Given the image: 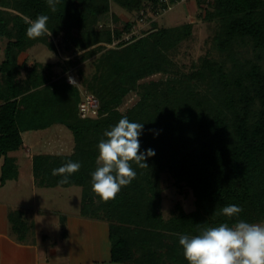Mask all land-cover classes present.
I'll return each mask as SVG.
<instances>
[{"label": "trees", "instance_id": "obj_1", "mask_svg": "<svg viewBox=\"0 0 264 264\" xmlns=\"http://www.w3.org/2000/svg\"><path fill=\"white\" fill-rule=\"evenodd\" d=\"M112 1L128 10L141 2ZM110 4L111 0H0V39L7 40L0 64L1 186L18 179L11 153L23 146L22 133L63 125L73 133L74 153L34 156L36 184L82 189L81 216L112 221L113 263L188 264L178 233L197 234L239 219L264 222V68L234 58L238 42L252 44L264 56V0H212L207 17L219 21L214 43L228 54L232 67L207 58L199 69L170 80L153 76L171 71L170 55L192 36L193 24L159 28L154 22L148 35L107 48L102 45H112L133 25L99 30ZM40 14L49 17L48 30L29 38L26 30ZM39 44L55 53L60 44L64 53L79 54L64 62L65 71L101 54L90 81L82 82L100 101L97 117L81 118L80 90L66 78L56 79L55 65L20 63L21 56ZM26 69L24 86L17 77ZM203 84L214 86L217 95L202 92ZM132 93H137L136 99L120 111ZM124 116L144 124L141 151L151 148L155 155L146 157L145 167L132 162L136 177L115 199L104 202L92 191L90 173L97 167V145L105 130ZM69 160L82 166L69 183L60 184L53 169ZM164 173L175 186L193 192V213L178 206L177 215L163 218ZM228 204H238L243 211L225 216L221 210ZM10 218L15 230L28 232L22 211L12 212Z\"/></svg>", "mask_w": 264, "mask_h": 264}, {"label": "rangeland", "instance_id": "obj_2", "mask_svg": "<svg viewBox=\"0 0 264 264\" xmlns=\"http://www.w3.org/2000/svg\"><path fill=\"white\" fill-rule=\"evenodd\" d=\"M140 1V5L134 7L131 10H128L122 7L117 2L111 0V7L108 14L102 16L99 22V30H115L116 26H119L122 29L127 23L133 24L131 26V30L123 34V36L119 40H117L118 42H122L124 38L131 37L130 42H132L135 39H139L143 36L148 35L154 29V22L157 23L159 28H175L185 24H193L194 26L192 36L188 40L183 42L179 46V48L170 55L174 62V66L172 67L171 71L166 75H154V78H162L165 80L180 78L182 74H190L194 70L199 69L204 63V60L207 58L216 60L220 63H226L227 69H230L232 67V61L228 54H222L216 48L214 43V37L219 30V21L216 19L210 20L207 17L208 11H212L210 7V3L212 2V0H184L183 2L176 4L171 11L165 13L158 19H154L151 15L153 13H151L150 11L151 8L156 7L157 3L151 2L152 0ZM142 13H145V15H143L144 17H142ZM116 17L118 18V20H115ZM56 42L59 41L57 40ZM6 44L7 40L0 39V50H3V53H0L1 56H3L5 52ZM102 46L111 48L117 47L118 45L112 46L103 44ZM234 50V58L249 60L260 64L264 68V56L261 54V52L255 50L252 44H241L238 42L237 44H235ZM78 56V53L74 56L71 54V52L64 53L63 49L60 47V44L57 53L49 50L45 45L39 44L27 51V53H24L21 56L20 63L22 64L24 61H27L28 66H33V64L35 63L42 64L43 66L47 64L55 65V78H66L67 82L69 83V78L71 77V81L74 82H72V84H69L78 87L83 98L85 94L93 95V93L90 92L86 88V86L82 84V82L90 81L96 71L95 61L98 60L101 54L89 59L88 61L80 65L70 68L68 71H65L66 67L64 66V62ZM259 56H262V59L259 58ZM2 62H0V64ZM17 78L18 82H20L21 84H25L24 86H26L27 69L22 70V73ZM0 84V86L3 87L2 80ZM200 86V90L202 92H207L212 96L217 95L216 91L214 90V86L206 84ZM210 87L212 90L210 89ZM136 97L137 93H132L126 100L124 105L120 108V111H123L127 106H129L136 99ZM24 138L26 143L31 142L33 144L32 147L34 148L33 153L35 156H68L74 153L75 140L73 133L63 125H53L49 130L44 132H37L36 134L30 131L25 134ZM21 165V172L23 173L22 178L25 180L23 187H18V185H10L8 187L9 192L7 191L6 194L10 196V199L13 203L18 205L22 204L28 207L25 208V210H22L26 214H24V220L26 222L24 223L28 226V234L26 233V237H30V233L33 232V228L31 226H34L36 221L38 226V230L36 233H38L39 235L38 241L41 242V235L44 232L47 233L48 237L50 238V243L47 242V245L45 243L44 246L46 250H49L51 247V243H55L56 241L60 242L61 240L60 229L57 226V222L59 221L60 216L62 214L81 216L82 189L79 187H71L45 190L41 187V189H38V191L36 192L37 196L33 197L31 195L32 189L30 184H25L28 181V179H25L26 176H28V167L24 162H22ZM160 187L162 191V216L165 220H169L174 215H177L178 206H180L187 214H191L196 210L193 192L186 186L180 188L175 186L174 180L169 174L164 173L162 175ZM13 197L20 198L22 200L14 202L12 200ZM38 206L40 207V211H49L53 214L44 215L41 213L38 215ZM83 218L88 219L92 222H100L106 226L109 239L108 247L110 248L112 256V221L108 219L99 220L95 218ZM92 222L89 223V227L86 228L87 231L90 230L91 232V239L89 240V243L86 242V244L88 245H86L87 249L85 250V252L90 255L91 259L103 258V256H107L108 253H105L106 240H100V243L96 241V239L99 240V235L100 237H102L103 235L99 233L97 225ZM121 227L123 229L126 226L121 225ZM121 235H124L123 232ZM61 244L65 246V243L61 242ZM100 244L101 247H99ZM64 246H62L61 248H64ZM130 249H133V246ZM62 250L63 249H61L60 252H63Z\"/></svg>", "mask_w": 264, "mask_h": 264}, {"label": "clouds", "instance_id": "obj_3", "mask_svg": "<svg viewBox=\"0 0 264 264\" xmlns=\"http://www.w3.org/2000/svg\"><path fill=\"white\" fill-rule=\"evenodd\" d=\"M49 17L38 15L26 30L29 38L43 36L47 32ZM70 82L71 77L69 78ZM144 124L122 117L116 124L105 130L97 145V167L90 173L92 191L107 202L115 199L123 186L131 183L137 172L135 162L145 167L146 157L155 155L151 148L141 151L139 137ZM143 161V163H141ZM80 161L64 163L53 169L59 175L60 184H67L72 174L79 171ZM243 208L238 204L225 205L221 213L228 217L238 216ZM178 243L188 264H264V223H253L243 219L231 226L220 223L201 229L197 234L178 233Z\"/></svg>", "mask_w": 264, "mask_h": 264}, {"label": "crops", "instance_id": "obj_4", "mask_svg": "<svg viewBox=\"0 0 264 264\" xmlns=\"http://www.w3.org/2000/svg\"><path fill=\"white\" fill-rule=\"evenodd\" d=\"M1 49V46H0ZM3 53V50H0V53ZM5 54V52H4ZM4 54L1 56L0 54V62L4 60ZM51 128V127H50ZM40 130V131H31L33 133L44 132L49 130ZM30 132V131H29ZM28 132L22 133L23 146L20 150L11 153V156L16 158L19 175L18 179L13 181H8L4 186H1V165L0 162V264H116L112 262V256L110 252V248L108 247V231L104 224L100 222H92L88 219L83 218L82 216H74V215H65L62 214L57 222V226L60 229V242L51 243L50 249L46 250L44 244L47 242L50 243V238L47 233H43L41 235L42 241L39 242V235L37 232V223L35 221V225L31 226L33 228V232L30 233V237H26V232L20 233V231L15 230L13 228L10 215L15 211H22L25 208H28L22 204L18 205L11 201L10 196L7 193L8 187L10 185H18V187H23L25 180L22 178L23 173L21 172L22 165L24 162L28 167V176L25 179H28L27 183L30 184L32 192L31 195L33 197L37 196L38 189H41L36 184L33 170V147L32 143H26L25 134ZM41 135V134H40ZM24 180V181H23ZM46 189H56V188H44ZM14 202L21 201L22 199L13 197ZM35 200V199H34ZM39 209V214L44 215H52L49 211L42 212ZM24 214L25 212L22 211ZM52 212V211H51ZM26 215V214H25ZM95 223L97 225L99 233L103 236L100 237V240L105 241V253L107 256H103V258H94L91 259L90 255L85 252L89 243L91 232L87 231V227H89V223ZM89 229V228H88ZM61 242L65 243V246L61 244ZM85 243V245H84ZM64 246V248H61ZM101 247V244L100 246ZM63 249V252L60 250ZM65 249V250H64ZM66 251V252H65Z\"/></svg>", "mask_w": 264, "mask_h": 264}, {"label": "built area", "instance_id": "obj_5", "mask_svg": "<svg viewBox=\"0 0 264 264\" xmlns=\"http://www.w3.org/2000/svg\"><path fill=\"white\" fill-rule=\"evenodd\" d=\"M157 4L155 8H151L150 11L152 15V17L154 19H158L159 17H161L162 15H164L165 13L171 11L173 9V7L175 5H172L170 3V0H157ZM184 0H180L178 3L183 2ZM177 3V4H178ZM142 17H144L143 15H145V13L141 14ZM131 41V37H126L124 38V40L122 42H130ZM120 42H118L117 40H115L112 43V46H117L118 44H120ZM69 83L72 84V82ZM99 107H100V103L98 101V99L92 95V94H85L82 98L81 103L79 104V113L81 118L83 119H87V118H95L98 116L99 114Z\"/></svg>", "mask_w": 264, "mask_h": 264}]
</instances>
